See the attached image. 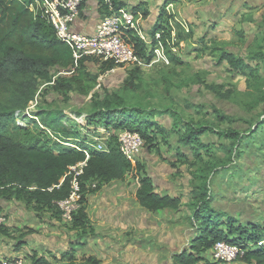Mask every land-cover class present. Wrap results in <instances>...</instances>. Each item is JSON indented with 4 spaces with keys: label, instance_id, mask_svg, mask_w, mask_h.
<instances>
[{
    "label": "trees",
    "instance_id": "trees-1",
    "mask_svg": "<svg viewBox=\"0 0 264 264\" xmlns=\"http://www.w3.org/2000/svg\"><path fill=\"white\" fill-rule=\"evenodd\" d=\"M28 1L0 0V88L7 93L6 102L0 101V199L20 201L32 205L36 210L46 209L56 220H61L60 211L54 202L68 196L70 176L66 175L59 187L56 185L59 184L69 165L85 161L83 172L79 176L82 188L81 205L73 213L72 221L69 223L71 229L81 230L79 236L82 238L94 234L86 209L88 194L95 192L103 183L112 179H123L126 174H132L138 183L134 197L145 209L156 211L169 207L177 210L181 205L180 198L161 195L153 190L149 177L141 176L142 167L138 159L135 163H131L122 155L116 138V133L121 129L137 131L144 140L143 147L148 148L156 144L159 134L166 136L167 133L173 132L177 143L190 146L194 160L200 162H204L202 151L211 150V144L204 146L200 136L211 132L222 138L223 143L219 147L225 151L229 159L241 155L242 151L236 152V144L243 138H249L251 133L250 131L245 134L240 132L236 124L234 125L237 119L217 107H213L212 110L217 122L220 123L216 128L207 123L197 125L192 120L185 122L179 118L180 114L170 107L155 111L153 108L151 112L129 107L121 94L106 89L101 99L99 96L90 98L91 109L85 117L88 122L96 121L98 126L114 128V133H111L107 141V152L89 147L84 135L76 137L77 130L69 129L74 126L73 123H70L69 127L63 125L62 111L49 112L41 120L38 119L44 128L39 127L34 118L29 119L26 126L17 125L14 118L15 111L24 109L30 101L35 99L40 83L51 84L53 90L64 96L72 91L86 96L93 87L99 85L100 76L106 75L117 66L110 59L101 62L98 73H90L84 59H81L79 67L75 68L71 74L58 75L52 80L55 71L73 66L71 50L67 44L57 39L50 23L33 15L27 7ZM113 4L115 7L125 6L118 0H113ZM130 9L141 11L143 17L148 15L144 2ZM100 11L107 12L102 3ZM169 17L165 12H161L149 34L153 39L155 32L161 31L160 40L164 45L167 59L170 65L178 67L183 63L171 52L166 41L170 39L171 32L169 28H165ZM177 27L176 25L177 41L182 37L184 39L190 37L189 32H184L182 28ZM238 34L243 36L241 32ZM121 37L132 46L137 56L145 61L151 59L153 52L133 30H124ZM155 43L153 39L152 46ZM208 48L211 49V47ZM213 49L218 50L217 47ZM256 56L264 55L257 52ZM217 58L219 62L225 61L231 70L244 72L245 69H249V74L252 76L256 77L258 74L257 67H249L242 58L225 49H219ZM139 71L137 67L129 70L132 79H126L121 89L126 90V85L134 86L133 78ZM208 88L215 89L214 85H208ZM225 93L222 94L223 97ZM260 102L264 111V95L260 97ZM155 113L159 116L168 113L173 118L170 131L161 126L159 120H156L153 115ZM34 115L37 117L35 112ZM62 142L74 146L65 145ZM83 150H87V158ZM214 169L210 160L207 159L198 169L190 171L193 215L200 220L198 234L188 250L173 256L174 264H217V261L210 262L203 259L200 252L210 249L218 240L239 243L245 247V253L241 257L243 261L253 260L254 264H264V244H257L259 240L264 239V235L262 234L261 238L255 236L253 239L251 233L256 231H246L245 235L242 234L245 230L240 226L235 227L236 220L233 217L218 212L211 206L209 182ZM239 172L245 173L243 169ZM93 182L96 183V188L88 190L87 185ZM223 216H226L225 221ZM220 225L227 227L228 235L219 229ZM7 230L8 228L1 226L0 234L8 235ZM28 232L30 231L21 232L16 238L9 237L17 239L18 242ZM229 235L235 237L231 239L228 238ZM62 256L69 260L73 258L70 250L62 253ZM29 258L30 264H51L48 259L36 252L31 253ZM90 261L93 264L98 262L96 259Z\"/></svg>",
    "mask_w": 264,
    "mask_h": 264
},
{
    "label": "crops",
    "instance_id": "crops-1",
    "mask_svg": "<svg viewBox=\"0 0 264 264\" xmlns=\"http://www.w3.org/2000/svg\"><path fill=\"white\" fill-rule=\"evenodd\" d=\"M118 1L128 7L146 3L148 15L141 20V30H145L147 35H150L149 31L161 12H165L168 17L170 16L168 20L173 19L182 26L184 32H189L190 37L185 39L188 42L193 38H199V35L204 41L207 38L213 40L215 36L218 39L230 38L233 36L231 28L235 30L243 28L241 34L244 37L251 34L252 37L249 39L264 36V0ZM100 8L99 0H86L80 7V15L74 22V29L84 33L94 32L98 16L101 14ZM170 9L172 12L168 13ZM223 25H230L228 32ZM251 26L255 27V31H247ZM172 51L174 55H179V48L175 44ZM125 68L131 70L136 67L129 65ZM160 124L163 126L161 122ZM203 160L205 161L204 158ZM138 162L142 167L141 176L149 177L156 193L180 198L181 205L177 210L165 207L149 211L142 207L134 197L138 183L132 174H126L123 179H112L103 183L95 192L88 194L86 209L94 234L81 238L79 236L81 230L58 227L61 224L60 220H56L50 212L47 214L51 220L42 222L32 219L29 222L20 211H12L13 206L8 208V205H12L11 201L16 204L20 201L0 199V207L4 206L12 212V215L8 214L9 222L5 227L23 228L29 222L34 229L32 234H26L21 241H18L20 243H16L17 239L0 234V258L22 256V254L30 256L31 253L36 252L48 259L51 264H93L91 259H96L97 264H174L173 256L190 248L194 237L198 234L200 222L193 215L194 207L190 196V171L196 170V166H191L195 163L192 148L188 145H180L176 139L170 138L168 143H156L151 148L142 147ZM213 175L210 177L212 178ZM248 184L247 188L251 186L250 182ZM209 186L212 196L211 206L236 220V215L225 209L231 203L217 199L218 196L215 197L211 190L210 182ZM238 205L235 212L240 213L241 207L245 208L248 203L238 202ZM5 212L7 214L8 211ZM16 215L21 217H19L21 223ZM243 216L246 219L244 221L250 218L248 213ZM219 229L228 235L226 226L220 225ZM26 231L27 229L20 231L19 234ZM234 237V235L228 236L231 239ZM67 250L72 251L71 260L62 256ZM200 256L210 262L217 261V264H254L253 260L245 262L237 259L230 263L215 260L210 249L201 251ZM27 260L25 263L30 264L29 257Z\"/></svg>",
    "mask_w": 264,
    "mask_h": 264
},
{
    "label": "rangeland",
    "instance_id": "rangeland-1",
    "mask_svg": "<svg viewBox=\"0 0 264 264\" xmlns=\"http://www.w3.org/2000/svg\"><path fill=\"white\" fill-rule=\"evenodd\" d=\"M171 12V9L168 10V13ZM171 20H168L165 28L171 30L170 37L177 38L175 27L177 25L182 28V26L174 22L173 19ZM223 26L226 32L231 28L230 25ZM241 29L243 28H238V30L231 28L233 36L230 38L222 37L224 39H218L215 36L213 40H207V38L204 41L199 35V38H193L189 42L185 41L184 37L179 38L178 41L175 40L174 43L179 48L178 57L183 64L178 67L170 65V63L147 65L143 67V70L139 69L140 71L133 78L134 86L126 85V90L121 89L122 85L131 76L129 74L130 69L127 70L128 68L125 66H115L109 73L100 76L99 85L93 87L86 96L77 91H72L64 96L53 90L51 84L40 83L34 99L36 101V105L33 107L34 112L41 120L42 117L46 116V113L62 111L64 113L61 117L64 121V123L62 122L63 125L69 127L70 123H73L74 126L69 127V129L77 130L75 136L82 137L86 134L88 139H91L90 133L98 127H103L98 126L96 121L88 122L85 116L89 114L91 109L90 98L99 96L101 99L104 95V89L121 94L129 107H137V109L147 112H151L153 108L155 111L170 107L180 114L179 118L185 122L192 120L197 125L207 123L217 128L220 123L217 122L212 112L213 107L234 116L237 119V123L235 122L234 125L236 124L240 132L245 134L250 131L249 133H251L249 138H243L236 144V148L234 145L236 152L237 150L238 152L239 150L242 151L241 155L229 159L225 151L219 147L223 143L222 138L211 132L200 136L204 146L208 143L211 144V150L202 151V155L205 160H210V164L215 168L213 170L214 175L212 178L210 177L211 190L220 201L231 203L226 208L223 207L236 215L235 227L240 226L241 229H244L242 234L246 231H256L251 233L253 234L252 238L254 239L255 236L261 238L262 234L264 235V120H262L264 119V111L260 97L264 95V56H256V53H263L264 55V36L249 39L252 36L247 34V37H241L238 34ZM248 30L255 31V27L251 26ZM145 35L151 38L150 35ZM192 42L195 44H191ZM259 43L262 44L259 45ZM213 47H217L218 50L214 51ZM219 49L232 52L235 56L242 58L244 63L251 68L257 67L258 74L256 77L249 74V69H245L244 72L234 71L229 68L225 61L219 62L217 58ZM85 65L88 66L90 73H98L101 61L95 59L87 61ZM208 85H214L215 89L208 88ZM227 91L228 93H225ZM223 93H225V97L222 96ZM6 100L7 93L0 88V101L6 102ZM74 115L76 120L73 118ZM153 115L163 124L164 129H170L173 118L168 113H163L160 117L158 113ZM113 129L110 128L109 134L114 133ZM166 138L167 140H165ZM170 138L176 139V135L174 133H169L166 136L159 134L155 143H168ZM203 163L205 161H195L191 166L194 165L198 169ZM242 169L245 173L239 172ZM248 182L251 183L249 188H247ZM238 202L248 203L245 208L241 207L240 213L235 212L236 207H239ZM11 203L12 205H8V208L13 206L12 211H20L28 218L27 221L29 222L32 219H38L42 222L51 220L47 214L49 211L46 209L36 210L32 205L23 202L16 204L11 201ZM230 207L233 208L230 209ZM8 208L0 207V209L9 212L7 215H12ZM245 213H248L250 217L248 221H244L246 220L243 216ZM19 217L16 215L19 223H21V217ZM225 220L224 218L223 221ZM240 220L244 222L241 223ZM29 222L23 228L14 226V229H8V236L16 238L20 231L26 229L30 231L28 234H32L34 229ZM60 222L58 227L71 229L69 224L63 223L61 220ZM22 256L26 261L30 257L26 254H22Z\"/></svg>",
    "mask_w": 264,
    "mask_h": 264
},
{
    "label": "built area",
    "instance_id": "built-area-1",
    "mask_svg": "<svg viewBox=\"0 0 264 264\" xmlns=\"http://www.w3.org/2000/svg\"><path fill=\"white\" fill-rule=\"evenodd\" d=\"M21 1V0H19ZM86 0H29L27 2L28 9L34 16H39L50 23L55 31L57 39L70 47L73 66L68 69L55 71L52 80L58 75H69L75 68L79 67L81 59L85 63L91 60H99L101 62L113 60L119 67L134 66L139 69L151 64H168L169 60L165 54V49L160 40L161 31H156L153 39L156 41L152 46L153 39L147 37L141 30V11L131 10L128 6L115 7L113 0H99L106 8L107 12H103L98 16L95 30L92 33H84L76 31L73 27L74 22L79 18L80 7ZM133 30L153 52L149 61L137 56L130 44L126 43L121 34L124 30ZM175 37L166 40L170 45V49L174 46ZM36 101H30L24 109L16 110L14 113L15 123L17 125L26 126L31 118H34L38 126H44L38 121L34 115L33 107ZM80 117V116H79ZM73 118L76 120L75 115ZM49 133V131L47 130ZM111 133L105 127H98L89 134H86L85 140L88 146L94 150L107 152V141ZM52 136V134H51ZM55 138V137H54ZM117 143L122 155L131 163H135L144 144L141 135L131 129H121L116 133ZM56 139V138H55ZM57 140V139H56ZM65 145L70 143L62 142ZM86 158L87 150H83ZM85 161L78 162L75 165H69L64 176L60 179L59 187L66 175L70 176V192L67 197L55 201L57 209L60 211L61 221L69 224L72 221L73 213L81 205V184L79 180L80 174ZM88 190L96 188V183L87 185ZM9 222L8 215L5 211L0 210V227L6 226ZM258 245L264 244V239L259 240ZM212 256L215 260L230 263L241 257L245 253V247L239 243L228 240H218L210 248ZM0 264H26L23 256H15L9 258H0Z\"/></svg>",
    "mask_w": 264,
    "mask_h": 264
}]
</instances>
